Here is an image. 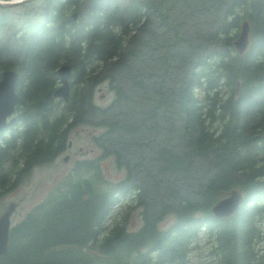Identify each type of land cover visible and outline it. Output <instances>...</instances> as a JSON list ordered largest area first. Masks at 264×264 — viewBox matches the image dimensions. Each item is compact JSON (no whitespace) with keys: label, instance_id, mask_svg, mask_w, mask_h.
I'll list each match as a JSON object with an SVG mask.
<instances>
[{"label":"trees","instance_id":"16d2710c","mask_svg":"<svg viewBox=\"0 0 264 264\" xmlns=\"http://www.w3.org/2000/svg\"><path fill=\"white\" fill-rule=\"evenodd\" d=\"M243 19L248 43L239 53ZM61 63L70 69L65 101L52 93ZM5 68L17 73L18 99L14 122L0 131V194L51 162L77 124L100 127L91 139L101 153L76 160L9 227L0 264H190L201 234L214 264H264V0L0 5ZM102 81L113 93L99 105L92 94ZM102 154L113 155L121 178L104 177ZM137 171L148 182L165 178L147 194ZM169 175L195 183L184 188ZM231 188L242 195L238 206L215 216L211 205ZM125 194L140 206V225L106 229Z\"/></svg>","mask_w":264,"mask_h":264},{"label":"rangeland","instance_id":"374dc122","mask_svg":"<svg viewBox=\"0 0 264 264\" xmlns=\"http://www.w3.org/2000/svg\"><path fill=\"white\" fill-rule=\"evenodd\" d=\"M151 89H153V86L147 83L145 95H149ZM112 93L113 92L107 88L106 82L102 81L94 86L92 99L96 104L104 105L110 101ZM99 131V126L84 124H77L73 126L67 134V140L70 141L69 146H66L62 151H60L51 162L33 166L22 180L1 191L0 213L8 203H14V209L9 216L10 225H13L20 220L35 203L40 201L47 194L49 189L58 181V179L66 174L76 159L93 157L94 155L101 153L100 149L94 145L91 139V135L96 134ZM141 135H146V131L144 129ZM172 141H174V138ZM148 152V149L144 150L145 156L148 155ZM125 154L129 160L130 157L133 159L135 155V146H127ZM64 156H67V159L64 160ZM99 166L102 174L109 181H115L124 175V169L116 166L114 157L111 154H102L99 160ZM197 173L198 172L195 171V174ZM136 176L138 180L146 181V183H144V193L147 194L151 186L154 189L158 179L163 177L162 176L157 180L155 179L148 182V176H145L141 173V171H137ZM172 176L169 175L166 177H168V179H173L172 182L176 183L183 181V184H180L184 188L187 187L185 183L190 186L195 183L192 178L186 179L178 178V176L174 177V175ZM197 176H201L202 179V176L204 175L199 172ZM164 178L165 177H163V179ZM163 183V181L160 182V184ZM172 219L173 214L169 213L164 217L159 225L164 226L172 221ZM119 220L124 222V226L128 230L136 229L141 223L140 206L135 204L130 195H122L112 204L111 209L104 220L106 229L110 224ZM209 244V241L203 234L192 242L189 250L190 264H214L213 256L209 253Z\"/></svg>","mask_w":264,"mask_h":264},{"label":"water","instance_id":"95a60500","mask_svg":"<svg viewBox=\"0 0 264 264\" xmlns=\"http://www.w3.org/2000/svg\"><path fill=\"white\" fill-rule=\"evenodd\" d=\"M25 0H0V5L11 6L24 2ZM71 16L74 18L76 12L73 11ZM248 43V22L243 19L239 25V30L233 40L234 49L242 52ZM58 76V84L53 89V95L67 99L68 95V79L70 69L68 63H61L56 68ZM17 79V73L12 68H5L0 72V131L12 124L15 120L14 106L18 96L14 89ZM242 198L241 193L236 188H231L222 197L217 199L210 207L211 212L215 216H225L231 213L238 206ZM14 208V203H8L4 210L0 213V254L5 253L8 238V230L10 227L9 216Z\"/></svg>","mask_w":264,"mask_h":264},{"label":"flooded vegetation","instance_id":"af4514ba","mask_svg":"<svg viewBox=\"0 0 264 264\" xmlns=\"http://www.w3.org/2000/svg\"><path fill=\"white\" fill-rule=\"evenodd\" d=\"M69 145H70V141H69V140H66V146H69ZM66 146H65V147H66ZM63 159H64V160L67 159V156H64ZM81 159H84V158H81ZM81 159H76V160H81ZM76 160H75V161H76ZM75 161H74V162H75ZM74 162H73V163H74ZM72 165H73V164H72ZM4 208H5V207H4ZM13 209H14V208H13ZM3 210H4V209H3ZM3 210H2V211H3ZM12 211H13V210H12ZM12 211H11V212H12ZM10 214H11V213H10ZM10 226H11V225H10Z\"/></svg>","mask_w":264,"mask_h":264}]
</instances>
